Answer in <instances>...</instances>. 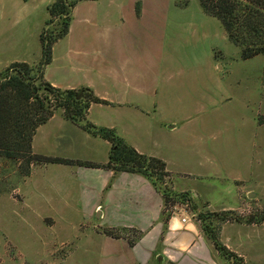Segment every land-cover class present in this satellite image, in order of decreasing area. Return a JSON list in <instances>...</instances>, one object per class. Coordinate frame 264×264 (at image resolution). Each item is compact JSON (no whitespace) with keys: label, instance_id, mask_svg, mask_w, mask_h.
Wrapping results in <instances>:
<instances>
[{"label":"crops","instance_id":"crops-1","mask_svg":"<svg viewBox=\"0 0 264 264\" xmlns=\"http://www.w3.org/2000/svg\"><path fill=\"white\" fill-rule=\"evenodd\" d=\"M54 1L0 0V20L20 24L17 8L28 6L25 19L34 26L17 29L11 40L1 42L0 51L9 43L34 52L10 60L5 68L40 61V33ZM177 1L78 2L69 33L54 45L44 78L62 90L88 87L106 101L93 104L87 119L115 130L138 152L164 161L170 174L167 185L174 193L192 195L210 212L242 210L246 199L264 205V136L259 133L264 128V79L253 78L250 86H243L220 75L214 43L228 40L222 25L194 0L186 6ZM231 127L238 143H223ZM32 148L37 155L104 164L111 144L58 111L37 130ZM43 169L45 176L49 171L56 174L54 179L47 177V195L58 199V225L79 226L82 232L81 239L70 236L58 245V250L69 245L62 264L80 251L83 240L87 242L82 255L96 264H227L196 223L182 225L181 215L166 219L163 196L151 179L77 165ZM186 170L197 171L206 187L179 185V180L195 176ZM32 176L31 172L27 178ZM208 181L217 191L222 186L220 192L233 199L210 197ZM36 188L35 195L42 196L39 185ZM42 217L55 225L51 216ZM234 224L222 225L220 241L245 264L240 242L233 245L241 232L229 228ZM251 227L264 229V222Z\"/></svg>","mask_w":264,"mask_h":264},{"label":"trees","instance_id":"trees-1","mask_svg":"<svg viewBox=\"0 0 264 264\" xmlns=\"http://www.w3.org/2000/svg\"><path fill=\"white\" fill-rule=\"evenodd\" d=\"M80 1L82 0H55L48 6L49 17L40 33L42 56L37 66L15 62L0 72V158L19 162V171L23 178L29 177L33 168L49 164L104 169L115 174H141L151 179L162 194L164 215L166 219H170L167 207L171 194L183 198L188 194H176L167 186L170 174L166 170L165 162L138 152L118 136L115 130L92 124L87 119L91 106L108 104L97 97L92 89L83 87L62 90L53 87L44 78V70L52 62L53 47L68 35L73 10ZM198 1L205 14L221 23L229 42L241 49L243 60L264 56V0ZM177 4L186 6L188 0H178ZM137 12L139 13V8ZM54 24L56 29L49 31L48 26ZM58 111H62L67 120L84 131L111 144L106 163L47 157L33 152L32 143L37 130ZM159 184L165 185V188L162 189ZM213 216L219 215L213 213ZM202 218L205 223L209 217ZM235 220L243 222L238 218ZM263 222L264 220L254 223L251 219L246 221L247 224ZM211 229V226L204 224L203 230L229 264H244L243 259L224 246ZM104 233L112 238H120L119 233L113 230H105Z\"/></svg>","mask_w":264,"mask_h":264},{"label":"rangeland","instance_id":"rangeland-1","mask_svg":"<svg viewBox=\"0 0 264 264\" xmlns=\"http://www.w3.org/2000/svg\"><path fill=\"white\" fill-rule=\"evenodd\" d=\"M194 1L199 8L198 0ZM27 8L28 6L25 7L21 5L17 8V20L21 21L20 24H15L16 21L13 19L0 20V45L3 40H11L12 36L16 35L17 29L34 27L25 19V11ZM37 15L38 12L33 16L35 20ZM213 19L217 25L221 24L217 19ZM55 24L48 26L49 31L56 29ZM32 30L34 32V29ZM214 45L217 50V55L220 58L219 64L222 66L220 75L224 78L236 79L241 82L243 86H250L251 79L253 78L262 77L264 79V56L259 55L248 60H243L241 57V49L230 43L229 40L223 42L217 39ZM5 48L4 51H0V72L10 60H15L23 56H32L34 54V52H27L21 46H19L18 49H14L9 43ZM39 62L35 65L37 66ZM261 111L263 114L264 102L261 105ZM233 128L234 127H231V130H228L227 136L222 140L223 143H238L235 136L236 131ZM250 133L251 131H248V135ZM259 133H263L264 136V128L261 129ZM51 165L58 164H49L45 166L51 167ZM45 166L33 168V176L31 179L27 178V181L23 183L25 178L20 174L19 162L0 158V264H62L69 245H65L62 249L58 250L60 242L66 241L70 236H72V239H81L82 232L79 226L72 228L58 225V209L56 208L58 207V199L54 198V200H52L50 199L51 197L47 195L49 189H51L47 177L54 179L56 174L49 171L46 173V176L43 175V167ZM186 171L187 174H193V176L197 174V171ZM188 179L183 181L179 180L178 184L182 185V183H185L191 186V188H199L198 190H201L202 187H206L204 181H200L197 175L189 177ZM207 183L209 184L210 197H222L224 200L233 199L232 195L228 196L223 191L220 192L222 186L218 185L220 189L217 191L215 184L209 181ZM38 185L40 190H42V196L35 195V191H37L36 186ZM159 186L162 189L165 188L163 184H159ZM189 196L191 195L188 194L186 198ZM186 198H184V200ZM250 201L251 200H245L246 203L244 204H247L245 205L247 207H243L242 210L210 212L202 209L201 205L196 202L194 197L188 214L191 217V214L195 212L197 220L191 218L192 222L196 223L200 229H203L205 223L211 226V231L217 235L219 241L222 225L226 223H236L229 228L234 230L239 229L241 231L238 233L240 235H235L233 245H237L240 242L239 246L247 257V262L245 264H264V229L252 228V224L246 223V221L250 219L253 220L254 223L263 221L264 205H254ZM39 208L45 210L46 213L40 211ZM213 213L219 216L214 217ZM45 215H49L56 220L54 226L45 223L42 217ZM202 217L209 218H207V221L204 223ZM223 218L231 221L224 222L225 220H223ZM236 218L243 220V222L236 221ZM86 242V240H83L80 251L70 257L65 264L97 263L96 261L94 263L88 260L86 255H82L83 249L86 248ZM227 264H229L228 261Z\"/></svg>","mask_w":264,"mask_h":264},{"label":"built area","instance_id":"built-area-1","mask_svg":"<svg viewBox=\"0 0 264 264\" xmlns=\"http://www.w3.org/2000/svg\"><path fill=\"white\" fill-rule=\"evenodd\" d=\"M194 197L191 195L184 200L183 197L174 196L171 194V201L168 202L167 213L170 215V218L182 216L181 224L187 225L192 222L191 218L197 220L195 212L189 216L190 206L192 204Z\"/></svg>","mask_w":264,"mask_h":264},{"label":"water","instance_id":"water-1","mask_svg":"<svg viewBox=\"0 0 264 264\" xmlns=\"http://www.w3.org/2000/svg\"><path fill=\"white\" fill-rule=\"evenodd\" d=\"M254 194H250L248 197L250 198V199H252V198H254Z\"/></svg>","mask_w":264,"mask_h":264}]
</instances>
